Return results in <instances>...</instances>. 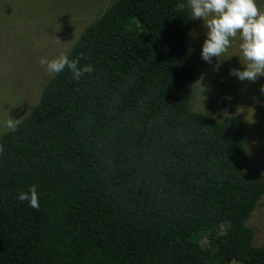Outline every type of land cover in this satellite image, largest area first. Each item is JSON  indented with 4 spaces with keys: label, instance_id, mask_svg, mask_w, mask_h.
I'll return each instance as SVG.
<instances>
[{
    "label": "trees",
    "instance_id": "obj_1",
    "mask_svg": "<svg viewBox=\"0 0 264 264\" xmlns=\"http://www.w3.org/2000/svg\"><path fill=\"white\" fill-rule=\"evenodd\" d=\"M178 2L113 3L69 53L93 71L54 75L1 137L0 264H264L247 224L264 180L235 116L191 108ZM33 185L35 209L16 199Z\"/></svg>",
    "mask_w": 264,
    "mask_h": 264
},
{
    "label": "rangeland",
    "instance_id": "obj_2",
    "mask_svg": "<svg viewBox=\"0 0 264 264\" xmlns=\"http://www.w3.org/2000/svg\"><path fill=\"white\" fill-rule=\"evenodd\" d=\"M117 0H0V141L8 131L7 119L19 122L38 105L42 90L54 75L39 64V58L68 55L84 31L96 23ZM264 10V0H258ZM207 29L202 19H192L188 61L195 73L191 108L221 121L235 116L247 130L250 163L264 180V75L255 81H240L229 69L243 70L239 38L211 63L200 58ZM247 224L255 228L254 244L264 246V195ZM230 226L223 223L217 231ZM211 230L194 236L204 247L211 243ZM229 264H239L232 261Z\"/></svg>",
    "mask_w": 264,
    "mask_h": 264
},
{
    "label": "clouds",
    "instance_id": "obj_3",
    "mask_svg": "<svg viewBox=\"0 0 264 264\" xmlns=\"http://www.w3.org/2000/svg\"><path fill=\"white\" fill-rule=\"evenodd\" d=\"M186 7L190 18L202 19L207 29L200 51V58L205 63H211L213 58L225 53L230 42L238 37L243 70L229 69V74L240 81H255L264 75V10L258 7V0H186V3L176 4L177 11ZM38 62L50 75L60 74L67 68L74 81L93 71L91 64H79L77 59H69L67 52L51 59L40 57ZM261 91L264 92V86ZM18 123L17 119L9 117L4 127L15 132ZM38 196L33 185L27 191L18 192L16 199L35 209L39 207Z\"/></svg>",
    "mask_w": 264,
    "mask_h": 264
}]
</instances>
